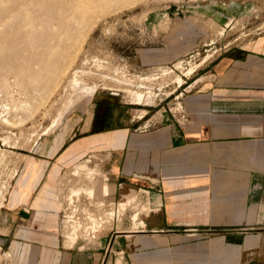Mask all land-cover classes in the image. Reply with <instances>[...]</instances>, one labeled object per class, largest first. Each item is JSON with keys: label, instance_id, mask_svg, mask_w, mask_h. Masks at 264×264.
<instances>
[{"label": "crops", "instance_id": "1", "mask_svg": "<svg viewBox=\"0 0 264 264\" xmlns=\"http://www.w3.org/2000/svg\"><path fill=\"white\" fill-rule=\"evenodd\" d=\"M256 28L197 67L178 112L99 91L89 116L34 142L0 208V264H116L118 255L125 264H264V27ZM94 153L107 196L117 203L131 185L151 212L138 230L80 249L49 218L54 168L60 176Z\"/></svg>", "mask_w": 264, "mask_h": 264}, {"label": "rangeland", "instance_id": "2", "mask_svg": "<svg viewBox=\"0 0 264 264\" xmlns=\"http://www.w3.org/2000/svg\"><path fill=\"white\" fill-rule=\"evenodd\" d=\"M25 3L19 20L5 27L0 26V34H4L0 35V97H6V86L11 91L9 95L13 94L12 102L15 101L11 102V106L18 105L17 109H9L11 122L7 124L0 119V144L2 135L9 133L11 137L9 144H2L1 204L5 203L14 184L15 170L20 169L27 158L25 153H29L34 142L52 137L60 128H65L73 116L77 117L80 113L89 116L95 93L110 92L123 97L134 107L150 108L152 113L159 110L178 112L176 104L188 86L189 75L185 74L188 67L194 65L197 69L226 46L240 43L257 26L259 29L264 27V0H25ZM28 18L30 24L21 23ZM206 56L208 58L202 61ZM164 67L168 68L167 71ZM30 68L32 70L29 71ZM57 75L63 77L62 80ZM177 75H184L183 83H178ZM55 78L60 80L56 87L54 84L58 79L55 81ZM81 82L97 86L90 99L86 91L79 87ZM129 89L141 90L144 103H133ZM67 94L73 96L68 105L71 108L64 109L66 119L43 134L42 131L52 124L54 115L64 107ZM88 99L89 104L84 108ZM139 111L135 114L140 115ZM93 156L90 164H99V156ZM71 170L72 167L61 174L59 180L55 179L53 194L58 197L57 201L63 203L56 209L58 224L55 226L61 238L66 241L70 225L67 222L71 215L81 221L83 230V226L91 222L90 216L107 219L112 212L114 215L96 232L97 238L90 232L78 230L84 234H78L75 248L94 246L96 240L99 245L105 237L109 239L114 230L131 229L150 214L149 205L138 196L120 210L119 202L115 203L110 196L92 197L85 191L72 195L73 204L70 203V191L77 182L76 176L70 174ZM88 183L92 189L93 183L85 184ZM100 199L104 200L102 206L98 203ZM72 208L74 212L78 210L73 213ZM135 214L136 219L133 217ZM126 218H133V225L126 226Z\"/></svg>", "mask_w": 264, "mask_h": 264}, {"label": "bare ground", "instance_id": "3", "mask_svg": "<svg viewBox=\"0 0 264 264\" xmlns=\"http://www.w3.org/2000/svg\"><path fill=\"white\" fill-rule=\"evenodd\" d=\"M35 2V1H34ZM40 2V1H39ZM38 2V3H39ZM27 3V2H26ZM26 3H25V0H0V26H3V27H5V26H8V25H10V23L12 22L13 23V21H15L16 22V20H19L20 19V14L22 13L21 12V10H23L22 9V7L24 6V5H26ZM43 3H46V2H43ZM32 4V3H31ZM40 4V3H39ZM38 6V5H37ZM59 6V5H58ZM44 7V6H43ZM55 7V6H54ZM69 7H71V6H69ZM58 9V8H57ZM67 9V8H66ZM61 11V10H60ZM39 12V11H38ZM56 12V11H55ZM65 13H66V11H64ZM28 13V12H27ZM62 13V12H61ZM46 14V13H45ZM22 16V15H21ZM24 16V15H23ZM47 16V15H46ZM61 16V15H60ZM25 17V16H24ZM36 17V16H35ZM35 17L33 18V19H35ZM45 17V16H44ZM26 18V17H25ZM38 18H39V16H38ZM87 18V17H86ZM27 19V18H26ZM40 19V18H39ZM22 20V19H21ZM31 20L28 18V21H25V20H23V21H21V23L22 22H26V23H28L29 22V24L31 23L30 22ZM34 21V20H33ZM39 21V20H38ZM45 22V21H44ZM20 23V22H19ZM25 23V24H26ZM15 24V23H14ZM17 24H18V21H17V23H16V26H17ZM35 24V23H34ZM24 25V24H23ZM12 26V25H11ZM18 27V26H17ZM24 26H22L21 28H23ZM34 27V26H33ZM24 28H26V27H24ZM47 28V27H46ZM26 30V29H25ZM24 30V31H25ZM28 30V29H27ZM46 30V29H45ZM76 30V29H75ZM0 31H2L1 29H0ZM20 31V30H19ZM78 31V30H77ZM31 32V31H30ZM36 32V31H35ZM22 33V32H21ZM28 33V32H27ZM33 33V32H32ZM11 34V33H10ZM29 34V33H28ZM0 35H4L3 33L2 34H0ZM26 35V34H25ZM32 35V34H31ZM29 36V35H28ZM28 38V37H27ZM34 42H35V40H34ZM32 46V45H31ZM35 46V45H34ZM45 46H46V44H45ZM36 47V46H35ZM47 48V47H46ZM37 49H38V47H37ZM35 50V49H34ZM47 50V49H46ZM35 54V53H34ZM34 54H32V55H34ZM40 54V53H39ZM38 54V55H39ZM37 55V56H38ZM16 56V55H15ZM209 56V55H208ZM208 56H206V57H204V59L202 60V61H205L207 58H208ZM19 57V56H18ZM26 57V56H25ZM28 58H30V57H28ZM43 59V58H42ZM22 60H24V59H22ZM72 60H73V58H72ZM10 61V60H9ZM181 61H182V59H181ZM68 62V61H67ZM177 62V61H176ZM179 62H180V60H179ZM11 63V62H10ZM9 63V64H10ZM15 63H16V61H15ZM23 63H25V62H23ZM62 63V62H61ZM12 65V67H13V64H10V66ZM179 65H181L180 63H179ZM185 65V64H184ZM192 65V64H191ZM8 66V65H7ZM50 66V65H49ZM48 66V67H49ZM55 66V65H54ZM59 67H60V65H58ZM188 66H190V65H188ZM187 66V67H188ZM11 67V68H12ZM183 67V66H182ZM10 68V67H9ZM16 68V67H15ZM28 68H29V64H28ZM165 68V67H164ZM179 68V67H178ZM21 69V71H22V68H20ZM23 69H24V67H23ZM65 69H67V68H65ZM168 69V68H167ZM167 69L165 68V70L167 71ZM171 69V68H170ZM195 69H196V66H190V67H188L187 68V70L185 71V74L186 75H191L194 71H195ZM30 70H32L31 68L29 69V71ZM46 70V69H45ZM57 70V69H56ZM64 69H62V71H63ZM66 71V70H65ZM64 71V72H65ZM172 71V70H171ZM183 71V70H182ZM182 71H181V73H182ZM25 72L27 73L28 71L25 69ZM47 72L48 73H50L49 72V70L47 69ZM81 72V71H80ZM88 72V71H87ZM90 72V71H89ZM84 73V72H83ZM92 73V72H91ZM57 74V73H56ZM59 75H61L60 74V71H59V73H58ZM63 74V73H62ZM167 74V73H166ZM176 74H178V73H176ZM94 75V74H93ZM185 75V76H186ZM45 76H47V74L45 75ZM45 76H43L44 78H45ZM111 76V75H110ZM184 76V75H183ZM183 76H181V75H177V77H176V79H177V81H178V83L179 84H181V83H183V81H184V78L185 77H183ZM50 77V76H49ZM49 77H46V78H49ZM57 77H60V76H58L57 75ZM63 78V77H62ZM62 78L60 77V79L62 80ZM76 78V77H75ZM50 79V78H49ZM58 79V78H57ZM56 78H55V81L57 80ZM153 79V78H152ZM53 80V79H52ZM75 80V82H77L76 81V79H74ZM43 81V80H42ZM46 81V79L44 80V82ZM60 80L58 79L57 81H56V83L54 84V83H52V86H53V84H54V87H56L58 84H60V82H59ZM83 82V81H82ZM81 82V83H82ZM44 84H46V83H44ZM76 84V83H75ZM142 84V83H141ZM43 85V84H42ZM42 85H40V86H42ZM98 85V84H97ZM110 85V84H109ZM44 86V85H43ZM42 86V87H43ZM51 86V87H52ZM77 86V85H76ZM111 86H112V84H111ZM115 86V85H114ZM79 87H81L84 91H86V93H87V97L90 99L91 97H92V95L95 93V91H96V88H97V86L96 85H90V86H88V85H83V83H82V86L80 85ZM4 88H6V92H5V95H6V97H0V119L2 120V122H4V123H9V122H11V120H10V118H9V116H8V113H9V109H11L12 107H13V109H17L16 108V106H18V105H16V104H13V106H11V102H12V95H9V93H11V91L6 87V86H4ZM76 88V87H75ZM131 88V87H130ZM2 89V88H1ZM40 89V88H39ZM72 89H74V84H73V88ZM126 89V88H125ZM174 89V88H173ZM43 90V89H42ZM141 90H142V88H141ZM141 90L139 91V90H130L129 89V92H130V94L132 95L131 97H132V100L131 101H133V103H136V104H143L144 102V93L143 92H141ZM0 91H2V90H0ZM48 91V90H47ZM55 91V90H54ZM151 91V90H150ZM41 92V91H40ZM71 92V91H70ZM129 92H127V93H129ZM148 92H149V90H148ZM152 92V91H151ZM74 93H76V92H74ZM150 93V92H149ZM39 94V93H38ZM72 94H73V92H72ZM72 94H70L69 96H68V94H67V97H65V98H67L66 99V101L64 100V99H62V100H64V107L62 108V110H60L57 114H56V116L54 115V117H53V120H51L52 121V124L49 126V127H47V128H45L43 131H42V133L43 134H46V133H48L52 128H53V126H57L58 124H60L62 121H64L65 119H66V115H65V113H64V109L66 108H71L70 106H68L69 104H70V101H71V98H72ZM151 94V93H150ZM153 94V93H152ZM151 94V95H152ZM4 95V96H5ZM125 95V94H124ZM128 95V94H127ZM150 95V96H151ZM155 95V94H154ZM152 96V97H155V96ZM179 96V95H178ZM147 97V96H146ZM89 99L87 100V104L84 106V108H87V105L89 104L88 103V101H89ZM131 99V98H130ZM73 100V99H72ZM147 100V99H146ZM13 102H15V101H13ZM12 102V103H13ZM55 102V101H54ZM143 102V103H142ZM151 102H153V101H151ZM17 103V102H16ZM39 103V102H38ZM62 103V102H61ZM18 104V103H17ZM145 104H147L146 102H145ZM175 107V106H174ZM183 107V104H182V102H181V100H179L178 102H177V104H176V109H178V110H180L181 108ZM21 108H22V106H21ZM60 108V107H59ZM84 110V109H83ZM147 110V109H146ZM27 111V110H26ZM45 111V110H44ZM32 112V111H31ZM140 116L141 115H143L144 113H145V109L144 110H141L140 109ZM24 113V112H23ZM49 113V112H48ZM138 115V114H137ZM16 116V115H15ZM22 116V115H21ZM24 116V115H23ZM31 116V115H30ZM29 117V116H28ZM24 118V117H23ZM28 119V118H27ZM20 121H21V119H19ZM15 121V120H14ZM15 124V123H14ZM13 132V131H12ZM12 136V135H11ZM14 137V136H13ZM10 135H9V133H8V135H2V138H1V140H2V144H9L10 143ZM19 139V138H18ZM14 142V141H13ZM15 143V142H14ZM18 143V142H17ZM2 144H0V159H1V155L3 154V148H2ZM15 145V144H14ZM13 145V146H14ZM4 148H6V147H4ZM10 150V149H9ZM9 154V153H8ZM92 154L93 153H91V156H92ZM95 154V153H94ZM100 154V153H99ZM96 155V154H95ZM20 156V155H19ZM99 156V155H98ZM17 157V156H16ZM94 157V156H93ZM103 157V156H102ZM106 157V156H105ZM4 158V157H3ZM10 158H12L11 156H10ZM21 159V158H20ZM83 159V158H82ZM99 159H100V157H99ZM92 160V158H87L86 160H84V161H80V162H77V163H75L74 164V166L72 167V170H71V173L70 174H72L74 177L76 176V178L75 179H77V182H76V185H74L72 188H71V191H70V203H72V199H73V197H72V195H76V194H80L81 192H83V191H85V192H87V193H89V195L90 196H107V195H109L110 194V187H109V184H108V182H107V175H106V173L104 172V171H102L101 170V168H100V164H93V165H91L90 164V161ZM4 161V160H3ZM11 161V160H10ZM97 162V161H96ZM8 163V162H7ZM10 163V162H9ZM14 167V166H13ZM59 167H56V168H54V170H56V171H58V173H59V169H58ZM5 170V169H4ZM12 170V169H11ZM18 171V168H17V170H15V173ZM57 173V177L55 178V179H58L59 180V178L61 177V175L59 176V174ZM53 174V173H52ZM69 174V175H70ZM9 175V174H8ZM14 175V174H13ZM66 176H68L67 174H66ZM73 177V178H74ZM3 179V178H2ZM70 179H71V177H70ZM4 180V179H3ZM57 180V181H58ZM61 181V180H60ZM4 182V181H3ZM63 182V181H62ZM86 182H92L93 184L91 185L92 186V189H90L88 186H90L89 185V183L86 185L85 183ZM124 183V182H123ZM60 184V183H59ZM2 186H3V184H2ZM87 186V187H86ZM2 191V190H1ZM139 192H140V190H139ZM137 193H138V191H137V189L135 188V187H133V186H131V185H127V184H123L122 186H121V197H120V199H118L119 201V204H118V208H119V210L122 208V209H125L126 207H127V205H129L130 203H132V201H134L135 199H136V197H137ZM3 195V194H2ZM53 196L55 197V195L53 194ZM2 197V196H1ZM3 198V197H2ZM57 196L55 197V199H53V203H52V206L54 207V208H60V205H61V200L60 201H57ZM159 199V198H158ZM3 200V199H2ZM150 202V201H149ZM99 206H102V205H104V200L102 199H100L99 200ZM1 204V203H0ZM3 204V203H2ZM1 204V205H2ZM63 204V203H62ZM73 204V203H72ZM76 206V205H75ZM77 207V206H76ZM159 208V207H158ZM157 208V209H158ZM74 208H72V211H73V213H75L78 209H75V212H74V210H73ZM101 209V208H100ZM99 209V210H100ZM154 209H155V207H154ZM116 212H117V210H116ZM109 214V213H108ZM90 215H92V214H90ZM110 215V214H109ZM107 216V219H104V218H102V217H100V219H95L93 216H90V218H89V220L91 221L89 224H87V225H84L83 227H85V231H86V233H88L89 234V232L91 233V235L93 236V237H96L97 236V234H96V232L99 230V229H101L102 227H103V223L105 222V221H109L110 222V218H113V212L111 213V215L110 216ZM133 217H134V219H136V217H137V214H135V215H133ZM49 218H52V220H53V222H54V225L55 226H57V212H54L52 215H49ZM66 221V220H65ZM142 221V220H141ZM72 222V223H71ZM144 222V221H143ZM143 222H140L138 225H135L134 224V226L133 227H131V229H128V230H122L123 232L124 231H126L127 232V234H129V232H131V231H134V230H138L140 227H141V225L143 224ZM68 224H70L69 226H68V224L66 225V223H65V225L66 226H68V229H67V237H66V241H64V243H66V245L67 246H73L74 247V245H75V243L78 241V234H81L82 232V228H81V221H79V220H77V219H75L74 218V216H69V222H67ZM86 224V223H85ZM81 228V229H80ZM145 229V228H144ZM155 229V228H154ZM78 230H81L80 232L78 231ZM83 230V231H84ZM117 230V229H116ZM102 231V230H101ZM120 231H121V229H120ZM120 231H119V233H120ZM141 232V231H140ZM85 233V234H86ZM66 234V233H65ZM82 234H84V233H82ZM80 236V235H79ZM83 236V235H82ZM99 236V235H98ZM97 238V237H96ZM96 238H95V240H96ZM100 238V237H99ZM91 239V238H90ZM89 240V239H88ZM88 242H90V241H88ZM93 244H94V246H98V243H97V240L96 241H94L93 242ZM83 245V244H82ZM85 246V245H84ZM109 246V245H108ZM80 247H82V246H80ZM112 247V246H111ZM107 248V247H106ZM109 248V247H108ZM81 249V248H80ZM111 252V251H110ZM122 252V251H121ZM4 254V253H3ZM0 255H1V253H0ZM2 256V255H1ZM4 256H7V258L8 259H10L9 257H12L11 256V253L10 252H6L5 254H4ZM3 257V256H2ZM1 257V258H2ZM0 258V259H1ZM4 259V258H3ZM116 260H117V263L116 264H125V258L123 257V255H118V259L116 258ZM7 261V260H6ZM115 264V263H114Z\"/></svg>", "mask_w": 264, "mask_h": 264}, {"label": "built area", "instance_id": "4", "mask_svg": "<svg viewBox=\"0 0 264 264\" xmlns=\"http://www.w3.org/2000/svg\"><path fill=\"white\" fill-rule=\"evenodd\" d=\"M174 113H176V112H174Z\"/></svg>", "mask_w": 264, "mask_h": 264}]
</instances>
